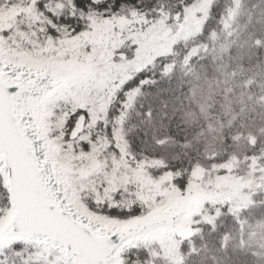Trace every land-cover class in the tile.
<instances>
[{
  "label": "snow or ice",
  "instance_id": "obj_1",
  "mask_svg": "<svg viewBox=\"0 0 264 264\" xmlns=\"http://www.w3.org/2000/svg\"><path fill=\"white\" fill-rule=\"evenodd\" d=\"M212 7L0 0V264L264 258L246 242L264 228V145L230 132L243 155L205 154L168 132L160 86L208 58Z\"/></svg>",
  "mask_w": 264,
  "mask_h": 264
},
{
  "label": "trees",
  "instance_id": "obj_2",
  "mask_svg": "<svg viewBox=\"0 0 264 264\" xmlns=\"http://www.w3.org/2000/svg\"><path fill=\"white\" fill-rule=\"evenodd\" d=\"M212 3V18L205 36L211 28L216 29L218 36L214 44L210 42L208 58L193 63L186 76L178 75L171 84L160 86L168 89L164 94L169 103L168 132L177 139L186 135L205 154L220 152L230 145V151L243 155L248 144L244 140H229L230 132L254 135L258 138L257 147L264 145V47L254 44L257 38L264 41V0H212ZM221 15L229 24L230 37L219 22ZM221 45L225 47L222 49ZM176 51L182 54L183 49L177 46ZM148 99L159 108L158 98ZM139 103L147 101L139 100L137 106ZM250 231L253 230L246 229ZM199 242L197 238L196 243ZM246 242L257 251H264V228L254 229V234L246 236ZM231 247L229 258L221 256L220 264H264V258L233 252ZM206 264L213 262L208 260Z\"/></svg>",
  "mask_w": 264,
  "mask_h": 264
},
{
  "label": "rangeland",
  "instance_id": "obj_3",
  "mask_svg": "<svg viewBox=\"0 0 264 264\" xmlns=\"http://www.w3.org/2000/svg\"><path fill=\"white\" fill-rule=\"evenodd\" d=\"M202 3L206 2V0H201ZM241 167H243V165H241Z\"/></svg>",
  "mask_w": 264,
  "mask_h": 264
}]
</instances>
